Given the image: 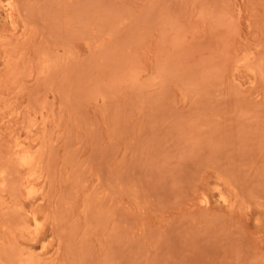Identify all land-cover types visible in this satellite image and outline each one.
Returning <instances> with one entry per match:
<instances>
[{"label": "rangeland", "instance_id": "obj_1", "mask_svg": "<svg viewBox=\"0 0 264 264\" xmlns=\"http://www.w3.org/2000/svg\"><path fill=\"white\" fill-rule=\"evenodd\" d=\"M0 264H264V0H0Z\"/></svg>", "mask_w": 264, "mask_h": 264}, {"label": "bare ground", "instance_id": "obj_2", "mask_svg": "<svg viewBox=\"0 0 264 264\" xmlns=\"http://www.w3.org/2000/svg\"><path fill=\"white\" fill-rule=\"evenodd\" d=\"M6 5H8V4H6ZM8 7H9V5H8ZM11 12V11H10ZM13 12V11H12ZM12 15V13H10V16ZM19 146V145H18ZM23 152H25V151H23ZM27 152V151H26ZM24 154V153H23ZM30 159V158H29ZM29 159H25V163L26 164H28L29 165ZM20 160V159H19ZM28 167V166H27ZM29 168V167H28ZM26 261V260H25Z\"/></svg>", "mask_w": 264, "mask_h": 264}]
</instances>
